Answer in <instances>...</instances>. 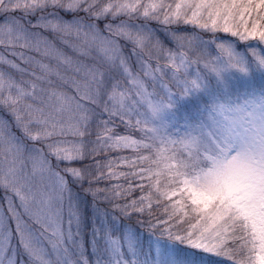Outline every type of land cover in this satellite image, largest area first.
Returning <instances> with one entry per match:
<instances>
[{"label": "snow or ice", "instance_id": "6c2138e0", "mask_svg": "<svg viewBox=\"0 0 264 264\" xmlns=\"http://www.w3.org/2000/svg\"><path fill=\"white\" fill-rule=\"evenodd\" d=\"M256 45L264 0H0V264H264V98L153 122Z\"/></svg>", "mask_w": 264, "mask_h": 264}, {"label": "rangeland", "instance_id": "374dc122", "mask_svg": "<svg viewBox=\"0 0 264 264\" xmlns=\"http://www.w3.org/2000/svg\"><path fill=\"white\" fill-rule=\"evenodd\" d=\"M256 46L264 48V45ZM237 49L245 51L243 45L238 44ZM213 52L215 54V49ZM246 66L247 72L226 68L220 77L214 73L206 74L199 90L192 91L185 100L179 95L174 96L173 106L165 109L159 119L153 122L166 125L169 132H183L188 125L203 119L214 103L227 102L235 105L254 98H264V68L253 62Z\"/></svg>", "mask_w": 264, "mask_h": 264}, {"label": "trees", "instance_id": "16d2710c", "mask_svg": "<svg viewBox=\"0 0 264 264\" xmlns=\"http://www.w3.org/2000/svg\"><path fill=\"white\" fill-rule=\"evenodd\" d=\"M186 97H187V96H184V97H183L184 100L186 99ZM125 154H127V153H125ZM113 155H116V153H113ZM124 170H126V169H124ZM136 194H138V193H134V195H136Z\"/></svg>", "mask_w": 264, "mask_h": 264}]
</instances>
